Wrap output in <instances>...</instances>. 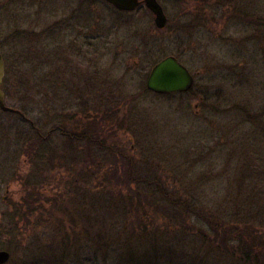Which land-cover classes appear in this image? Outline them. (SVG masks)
Wrapping results in <instances>:
<instances>
[{"label":"rangeland","instance_id":"obj_1","mask_svg":"<svg viewBox=\"0 0 264 264\" xmlns=\"http://www.w3.org/2000/svg\"><path fill=\"white\" fill-rule=\"evenodd\" d=\"M158 3L162 30L144 6L0 0V89L25 117L0 112L4 264H113L134 216L116 208L109 171L121 151L228 221L248 214L264 228V0ZM166 56L194 77L189 92L145 90ZM168 247L173 264H239L201 240Z\"/></svg>","mask_w":264,"mask_h":264},{"label":"trees","instance_id":"obj_2","mask_svg":"<svg viewBox=\"0 0 264 264\" xmlns=\"http://www.w3.org/2000/svg\"><path fill=\"white\" fill-rule=\"evenodd\" d=\"M95 131L94 125L88 127L79 140L88 142L95 136ZM112 156L116 157L110 164L109 173L117 186L116 208L124 213L128 209L134 214L133 221L127 216L123 218L125 234L117 237L121 241L118 242L120 253L113 264H173V252L168 246L179 245L183 240L186 243L201 240L210 253L239 264H264V228L248 223L250 215L235 213L228 221L220 208L210 209L209 204L197 200L189 191L173 187L159 172L140 170L122 151ZM239 219L242 221L238 222ZM175 231L181 233L179 239L173 234ZM149 232L151 235L147 240ZM139 244L149 245V248L137 252L135 248ZM187 259L184 256V260ZM198 260L193 258L191 264H197Z\"/></svg>","mask_w":264,"mask_h":264},{"label":"water","instance_id":"obj_3","mask_svg":"<svg viewBox=\"0 0 264 264\" xmlns=\"http://www.w3.org/2000/svg\"><path fill=\"white\" fill-rule=\"evenodd\" d=\"M121 12H133L144 6L152 15L154 26L158 30L164 29L167 23L166 16L158 0H103ZM4 77V61L0 55V86ZM194 83V78L188 69L174 56H166L155 63L150 69L145 87L157 95H167L188 92ZM0 112L17 114L23 117L18 110L7 107L4 103V94L0 89ZM9 259V253L0 250V264Z\"/></svg>","mask_w":264,"mask_h":264},{"label":"flooded vegetation","instance_id":"obj_4","mask_svg":"<svg viewBox=\"0 0 264 264\" xmlns=\"http://www.w3.org/2000/svg\"><path fill=\"white\" fill-rule=\"evenodd\" d=\"M101 1H103V0H101ZM103 2H105V1H103ZM108 4V3H107ZM1 5H4V4H1ZM0 5V6H1ZM111 6V5H110ZM140 7H142V6H140ZM80 8V4H78V5H76V7H75V11H77L78 9ZM114 8V7H113ZM115 9V8H114ZM116 10V9H115ZM119 12H121V11H119ZM75 33H77L76 35H78L79 34V31H76ZM64 35L66 36V34L64 33ZM19 38V37H18ZM14 115H17V114H14ZM18 117H20L21 119H24L25 117L23 116V117H21V116H19V115H17ZM31 124V123H30ZM3 201H5V198L3 199Z\"/></svg>","mask_w":264,"mask_h":264}]
</instances>
